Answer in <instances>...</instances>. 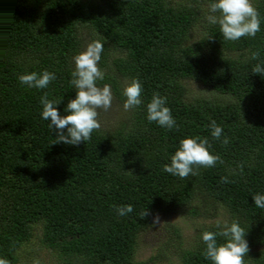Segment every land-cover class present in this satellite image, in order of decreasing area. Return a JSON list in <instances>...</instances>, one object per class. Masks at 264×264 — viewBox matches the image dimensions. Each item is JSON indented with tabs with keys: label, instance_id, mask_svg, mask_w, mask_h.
<instances>
[{
	"label": "trees",
	"instance_id": "1",
	"mask_svg": "<svg viewBox=\"0 0 264 264\" xmlns=\"http://www.w3.org/2000/svg\"><path fill=\"white\" fill-rule=\"evenodd\" d=\"M202 1L191 43L198 0H0V264H26L36 226L58 264H264V0L242 23ZM84 34L111 73L75 66ZM84 84H111L124 119L99 126ZM183 209L208 220L191 243L165 223L138 261Z\"/></svg>",
	"mask_w": 264,
	"mask_h": 264
},
{
	"label": "rangeland",
	"instance_id": "2",
	"mask_svg": "<svg viewBox=\"0 0 264 264\" xmlns=\"http://www.w3.org/2000/svg\"><path fill=\"white\" fill-rule=\"evenodd\" d=\"M226 7L231 12V20L236 23H242L247 21V15L249 14L250 7L253 0H223ZM199 5L202 8L203 18L195 26L192 31V37L190 42L193 43L201 33H203L206 23L211 19V15L214 14V8L208 3L198 0ZM84 40L78 51V54L74 57L73 61L76 67L87 76H103L111 73L108 70L101 69L99 65V54L97 48L93 43L92 36L83 35ZM111 84L103 86L94 85H82L80 90L84 96V101L93 114L96 123L99 126H103L105 129L115 127L121 120L124 119L126 113L129 111L128 101L122 102L117 99L114 91L111 88ZM188 89L189 99L196 97L209 95L208 89L203 87L197 82L189 81L186 84ZM128 92L127 89L124 90ZM186 210L183 209L177 214L165 218H158L155 222V227L146 232L139 246L137 252L138 261H146L151 256L155 249L162 244L165 238L164 225L165 223L175 224L181 228L182 235L184 237V245L187 247L191 240H193L199 227L204 225L205 221L201 217L190 218L186 215ZM212 213V211H211ZM220 216V215H219ZM175 250H172L168 257L164 260L158 261L157 264H178L176 257H174ZM18 254L20 259L26 264H58L59 260L56 253L44 246L41 242V228L36 226L34 233L29 242L23 244L19 249Z\"/></svg>",
	"mask_w": 264,
	"mask_h": 264
}]
</instances>
